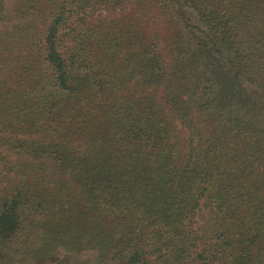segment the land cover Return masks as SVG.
Wrapping results in <instances>:
<instances>
[{
	"label": "trees",
	"instance_id": "16d2710c",
	"mask_svg": "<svg viewBox=\"0 0 264 264\" xmlns=\"http://www.w3.org/2000/svg\"><path fill=\"white\" fill-rule=\"evenodd\" d=\"M0 264H264V0H0Z\"/></svg>",
	"mask_w": 264,
	"mask_h": 264
},
{
	"label": "rangeland",
	"instance_id": "374dc122",
	"mask_svg": "<svg viewBox=\"0 0 264 264\" xmlns=\"http://www.w3.org/2000/svg\"><path fill=\"white\" fill-rule=\"evenodd\" d=\"M0 257H2V258H3V255H0Z\"/></svg>",
	"mask_w": 264,
	"mask_h": 264
}]
</instances>
